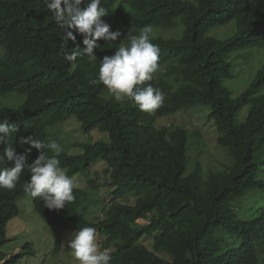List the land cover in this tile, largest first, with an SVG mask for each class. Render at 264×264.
<instances>
[{
  "label": "trees",
  "instance_id": "trees-1",
  "mask_svg": "<svg viewBox=\"0 0 264 264\" xmlns=\"http://www.w3.org/2000/svg\"><path fill=\"white\" fill-rule=\"evenodd\" d=\"M102 6L109 9L102 19L123 35L110 46L99 40L97 60L78 58L73 69L59 50L62 44L83 48L82 35L73 30L76 42L64 41L44 0H0V94L25 98L18 108H0V120L18 128L9 138L17 153L29 147L20 143L21 137L33 135L48 143L49 130L69 118L85 134L98 130L109 136L84 145L83 154L61 152L57 157L70 178L98 162L106 164L112 197L102 220L85 217L87 190L75 188V200L61 210H49L33 198L36 212L54 231L55 252L61 249L63 228L74 232L88 226L101 236L114 231L100 248L113 249L111 264H264V206L251 219L236 213L249 192L264 197V66L238 97L224 86L225 79L234 78L232 53L264 49V0H102ZM232 23L237 28L233 37L210 36ZM145 26L181 28L175 37L150 35L160 49L159 66L145 84L165 96L152 112L140 111L131 100L116 102L105 96L102 83H89L98 76L100 60L114 54L128 31L135 35ZM199 106L210 108L217 142L231 159L224 171L206 173L198 163L188 172L189 132L156 126L159 117ZM245 106L247 119L236 126ZM37 156L32 149L28 163ZM29 178L25 173L14 189H0V264L7 257L1 250L8 241L6 225L18 214ZM127 195L136 198L134 205L121 202ZM146 239L152 240V250L142 244ZM154 250L173 258L165 260ZM17 259L2 264H16Z\"/></svg>",
  "mask_w": 264,
  "mask_h": 264
},
{
  "label": "clouds",
  "instance_id": "clouds-1",
  "mask_svg": "<svg viewBox=\"0 0 264 264\" xmlns=\"http://www.w3.org/2000/svg\"><path fill=\"white\" fill-rule=\"evenodd\" d=\"M44 4L62 31L64 41L76 42L73 30L83 36V48L77 45L69 49L62 44L59 50V55L73 69L77 67L78 58L87 57L92 62L97 60L95 50L99 47V40L106 41L110 46L123 35L119 30L111 31V26L102 19L109 14V9L102 6V0H44ZM151 33V26L139 29L135 35L128 31L114 54L100 60L98 76L90 79L89 83H102L116 102L131 100L142 112H152L161 107L165 100L162 91L145 84L154 79L159 66L160 49L152 43ZM17 132L16 125L0 120V146H3L0 150V189H14L21 176L28 173L30 178L23 185L25 193L32 198H40L49 210L64 209L66 204L75 200L73 190L78 185L60 166L57 157L63 151L62 147L56 141L44 143L29 135L20 138V143L29 147L24 153H17L13 144L9 143L11 135ZM92 132L83 133L89 135ZM32 149L37 150L38 156L29 164L28 155ZM50 152L53 155L50 156ZM6 162H11L13 166H5ZM66 245L78 264H111L109 249L101 250L98 245L95 227L85 226L75 230L68 236ZM7 258L8 255L2 263L7 262Z\"/></svg>",
  "mask_w": 264,
  "mask_h": 264
},
{
  "label": "rangeland",
  "instance_id": "rangeland-1",
  "mask_svg": "<svg viewBox=\"0 0 264 264\" xmlns=\"http://www.w3.org/2000/svg\"><path fill=\"white\" fill-rule=\"evenodd\" d=\"M180 30V27L170 31L152 29L151 35L170 38L175 37ZM236 33V25L232 23L226 27L214 29L210 36L224 39L233 37ZM229 61L232 64L234 78L225 79L224 86L232 91L233 97L236 98L255 80L259 70L264 66V49L248 48L237 51L230 55ZM258 95H261V92ZM105 96L112 97L109 92ZM24 101V97L17 95L3 96L0 94V107L18 108ZM210 112L209 107L199 106L157 119L156 126L158 128L168 126L181 127L189 132L188 172L194 170L198 163L203 166V170L206 173L224 171L231 164L227 151L219 146L217 142L219 133L214 120H209ZM248 112L249 106H245L239 111L235 119L236 126L244 124ZM49 131L53 132L49 142H58L63 149L62 152L69 155L83 154V146L87 143L107 141L109 139L107 133L98 130L85 135L81 130L80 123L74 118H69L59 123ZM106 170V164L98 162L86 172L72 177L78 185L76 188L88 191L89 197L87 202L83 203V207L87 213H85V217L89 221L103 219V211L105 207H108L110 197H112L111 190L107 187L110 175L106 173ZM90 180H93L95 184L92 185ZM121 202L134 205L136 198L127 195ZM263 206L264 197L258 192L252 191L244 197L241 204L236 208V213L240 219H251L257 214L256 211ZM139 222L140 224L147 223L144 220ZM61 232V249L59 252H55L56 239L53 229L36 212L33 198L25 193L18 200L17 216L6 225L8 241L1 250L8 255L7 261L12 256H18L16 264H78V261L73 258L71 251L66 245V240L73 231L63 228ZM113 233L114 231L111 230L109 235L101 236L97 232V242L100 248L102 241L110 239ZM152 243V240L149 239L142 241V244L150 250L153 249ZM28 244L31 249L25 247ZM112 251V248L109 249V252ZM154 251L165 260H172L173 258L171 253L164 250Z\"/></svg>",
  "mask_w": 264,
  "mask_h": 264
}]
</instances>
